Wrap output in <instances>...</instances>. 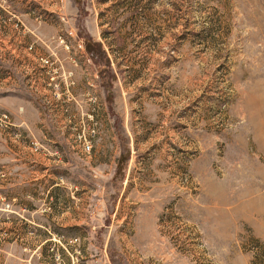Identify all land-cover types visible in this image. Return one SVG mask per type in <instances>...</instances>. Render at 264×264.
<instances>
[{
    "label": "rangeland",
    "instance_id": "1",
    "mask_svg": "<svg viewBox=\"0 0 264 264\" xmlns=\"http://www.w3.org/2000/svg\"><path fill=\"white\" fill-rule=\"evenodd\" d=\"M0 159V264H264V0H0Z\"/></svg>",
    "mask_w": 264,
    "mask_h": 264
},
{
    "label": "crops",
    "instance_id": "2",
    "mask_svg": "<svg viewBox=\"0 0 264 264\" xmlns=\"http://www.w3.org/2000/svg\"><path fill=\"white\" fill-rule=\"evenodd\" d=\"M26 138L23 136L21 140L24 151L22 153L24 162L26 159L24 157L26 151L25 146L29 144ZM8 167L6 175L0 174V246L8 254V258H15L18 255L25 256L23 252L25 248L21 249L18 246L17 240L21 242L26 239L28 246L32 247V237L38 238L35 248L41 249L48 239L43 230H41V225L36 226L38 229H32L31 226V206L27 199L30 200L32 192V172L25 167V164L22 168L17 167L11 169L10 164ZM5 199L12 200L13 208L17 212L11 213L3 209Z\"/></svg>",
    "mask_w": 264,
    "mask_h": 264
},
{
    "label": "trees",
    "instance_id": "3",
    "mask_svg": "<svg viewBox=\"0 0 264 264\" xmlns=\"http://www.w3.org/2000/svg\"><path fill=\"white\" fill-rule=\"evenodd\" d=\"M86 52H87V54H88V56H90L91 57V59H93V51H92V48H90L88 45H87V47H86ZM108 64V63H107ZM123 162V161H122Z\"/></svg>",
    "mask_w": 264,
    "mask_h": 264
},
{
    "label": "built area",
    "instance_id": "4",
    "mask_svg": "<svg viewBox=\"0 0 264 264\" xmlns=\"http://www.w3.org/2000/svg\"><path fill=\"white\" fill-rule=\"evenodd\" d=\"M93 135H94V132L92 131V132H91V136H93ZM88 142H89V141H87V142L85 141V143H87V144H86V149H89V148H90L89 145H88Z\"/></svg>",
    "mask_w": 264,
    "mask_h": 264
}]
</instances>
